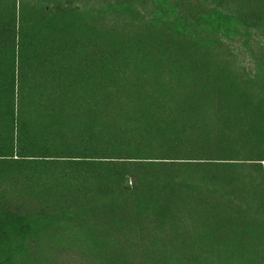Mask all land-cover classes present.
Returning <instances> with one entry per match:
<instances>
[{
	"label": "rangeland",
	"instance_id": "obj_1",
	"mask_svg": "<svg viewBox=\"0 0 264 264\" xmlns=\"http://www.w3.org/2000/svg\"><path fill=\"white\" fill-rule=\"evenodd\" d=\"M126 1L22 0L39 16L60 9L80 22L67 34L42 17L48 28L22 61L0 52V108L15 117L13 125L0 113V133L22 131L52 177L81 189L17 264H168L178 241L201 264H264V0ZM179 4L196 14V35L172 56L161 49L171 42L159 14ZM83 22L94 25L91 41ZM104 29L145 37L150 54L104 55ZM195 157L213 164L193 167ZM141 184L159 191L156 210L134 193ZM85 221L88 233L105 234L106 249L86 244Z\"/></svg>",
	"mask_w": 264,
	"mask_h": 264
},
{
	"label": "trees",
	"instance_id": "obj_2",
	"mask_svg": "<svg viewBox=\"0 0 264 264\" xmlns=\"http://www.w3.org/2000/svg\"><path fill=\"white\" fill-rule=\"evenodd\" d=\"M153 1L162 6L160 0ZM126 2V0L123 3L119 2V0H114V7L111 8H120ZM6 9L5 12H0V45L3 47L0 52L7 54L14 60L18 57L19 61L20 59L22 61L25 55L30 53L32 46L36 42L38 31L43 30L44 25L48 28L49 24H41L44 21L42 17H49L50 24L55 29H61L63 33H67L66 30L69 32V29L74 27V23L80 22V20L74 22L66 20L63 16L64 10L60 9L54 13L39 16L37 12L31 9L26 10L22 0L19 2L16 0L8 1ZM166 9H161L159 14L161 22L158 24L162 23L166 30L169 31L168 42H171V47L167 46L161 49L165 54L181 56L179 43L185 42L188 37L196 35V32L191 30L193 26L191 17L193 19L196 18V14L194 13L193 16L187 15L184 12V6L181 4L173 7L166 5ZM237 19L239 22H244V19ZM82 29L84 32L91 31L85 34V40L91 41L92 37L90 35L95 32L94 25L83 22ZM161 33L166 34V31L161 30ZM97 34L100 42L104 45V55L115 56L125 53L124 55L140 56L150 54V50L146 46H142L143 38L145 37L141 35V37L137 35L131 37L123 30L109 31L106 29L99 30ZM70 36L72 37V35ZM176 38L181 41H178V48L174 49L173 46L175 45L172 42ZM8 66L10 68L13 66L12 68H14L15 62ZM10 86L11 79L5 77L4 90L2 91L5 99ZM258 100L262 99H257V102ZM0 113L6 117H13L12 122L13 125L15 124L14 111L9 106L0 108ZM30 144L27 143V138L24 137L22 131H19L17 136L14 132L11 133L9 131L0 133V264H17L18 257H25L31 254L33 247L40 240L36 235L37 229L51 226L50 224L57 221L60 217L68 215L66 212L59 215L57 210L65 209L70 201L78 203L79 196H81V189H74V185L62 184L60 178L52 177L53 172L45 164L46 162L48 163V156L42 154V159L38 158V155H32ZM42 148L47 152L45 147L42 146ZM167 151L170 152L168 155L170 164H176L177 160H179V158L175 157L176 152ZM189 159L192 160L193 167L213 164L212 160L204 157ZM110 168L112 177L121 182L124 178V172L119 171L118 168L116 171L113 165ZM257 172L259 174L257 184L264 189V166L258 169ZM51 179L53 182L48 184ZM70 187L71 191L66 192ZM70 193L75 196L72 197ZM134 193L144 199V204L148 208L156 210L157 205L150 203L157 204L159 191L152 188L149 184L147 186L141 184L134 188ZM147 193L150 194L146 196ZM32 204H37V206ZM164 208L166 207L163 205L159 215L162 216V213L166 212ZM87 223L85 221L80 225L83 231L86 230V234L83 237L86 244L94 245L99 251L100 249H106L109 242L105 234L98 232L97 235H93V231L88 233ZM260 236H262L264 241V234L261 233ZM83 238H81L82 242L84 241ZM171 250L167 252L169 257L168 264H201L202 259L199 256L203 255L192 254L183 241H178ZM192 260H194V263H191Z\"/></svg>",
	"mask_w": 264,
	"mask_h": 264
}]
</instances>
